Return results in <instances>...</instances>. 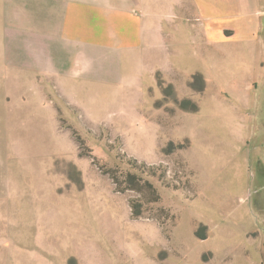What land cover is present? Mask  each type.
Instances as JSON below:
<instances>
[{"label": "rangeland", "instance_id": "374dc122", "mask_svg": "<svg viewBox=\"0 0 264 264\" xmlns=\"http://www.w3.org/2000/svg\"><path fill=\"white\" fill-rule=\"evenodd\" d=\"M192 77L144 73L93 115L0 83V264H264V92Z\"/></svg>", "mask_w": 264, "mask_h": 264}, {"label": "crops", "instance_id": "0c3cea01", "mask_svg": "<svg viewBox=\"0 0 264 264\" xmlns=\"http://www.w3.org/2000/svg\"><path fill=\"white\" fill-rule=\"evenodd\" d=\"M233 59L247 64L227 80ZM158 72L176 89L200 76L203 96L214 72L234 98H261L264 0H0V83L36 85L38 110L43 84L70 106L84 97L93 115L113 85Z\"/></svg>", "mask_w": 264, "mask_h": 264}, {"label": "trees", "instance_id": "16d2710c", "mask_svg": "<svg viewBox=\"0 0 264 264\" xmlns=\"http://www.w3.org/2000/svg\"><path fill=\"white\" fill-rule=\"evenodd\" d=\"M192 80L194 81V84H192V85H193L192 88H196V87H195V86H196L195 83L198 82V81H200L201 78H200L198 75H196V76H193V77H192ZM133 215H135V213H133ZM137 215H138V214H136L135 216H137ZM196 236H197V237H204L205 235H202V234L200 235L199 233H196Z\"/></svg>", "mask_w": 264, "mask_h": 264}]
</instances>
